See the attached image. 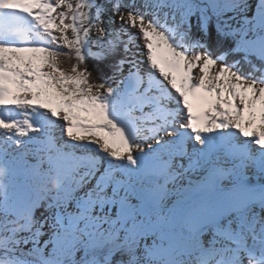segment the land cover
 Instances as JSON below:
<instances>
[{
	"label": "snow or ice",
	"instance_id": "snow-or-ice-1",
	"mask_svg": "<svg viewBox=\"0 0 264 264\" xmlns=\"http://www.w3.org/2000/svg\"><path fill=\"white\" fill-rule=\"evenodd\" d=\"M0 109V264H264V0H0Z\"/></svg>",
	"mask_w": 264,
	"mask_h": 264
},
{
	"label": "trees",
	"instance_id": "trees-1",
	"mask_svg": "<svg viewBox=\"0 0 264 264\" xmlns=\"http://www.w3.org/2000/svg\"><path fill=\"white\" fill-rule=\"evenodd\" d=\"M73 3L76 2V0H72ZM71 33L69 32V35ZM94 34V33H93ZM55 47V46H53ZM58 51H60L62 53V55L59 57V66L64 69V70H68L72 65L75 64V57L74 56H70L68 54V50L67 49H58ZM231 62V60H229V63Z\"/></svg>",
	"mask_w": 264,
	"mask_h": 264
},
{
	"label": "bare ground",
	"instance_id": "bare-ground-1",
	"mask_svg": "<svg viewBox=\"0 0 264 264\" xmlns=\"http://www.w3.org/2000/svg\"><path fill=\"white\" fill-rule=\"evenodd\" d=\"M198 69H194V71H196ZM15 116L16 119H23L24 117L23 116H16L15 114H13Z\"/></svg>",
	"mask_w": 264,
	"mask_h": 264
},
{
	"label": "rangeland",
	"instance_id": "rangeland-1",
	"mask_svg": "<svg viewBox=\"0 0 264 264\" xmlns=\"http://www.w3.org/2000/svg\"><path fill=\"white\" fill-rule=\"evenodd\" d=\"M69 36H71V34ZM194 74L199 75V70L194 71Z\"/></svg>",
	"mask_w": 264,
	"mask_h": 264
}]
</instances>
